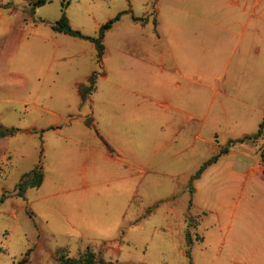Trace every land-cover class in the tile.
I'll return each mask as SVG.
<instances>
[{
  "label": "rangeland",
  "instance_id": "rangeland-1",
  "mask_svg": "<svg viewBox=\"0 0 264 264\" xmlns=\"http://www.w3.org/2000/svg\"><path fill=\"white\" fill-rule=\"evenodd\" d=\"M36 1L0 0V129L16 131L0 137V264L87 250L115 264H264V183L197 178L224 148L239 161L230 143L263 122L264 0ZM63 12L91 38L122 14L102 63L92 42L52 29ZM39 167L41 187L22 194Z\"/></svg>",
  "mask_w": 264,
  "mask_h": 264
},
{
  "label": "trees",
  "instance_id": "trees-1",
  "mask_svg": "<svg viewBox=\"0 0 264 264\" xmlns=\"http://www.w3.org/2000/svg\"><path fill=\"white\" fill-rule=\"evenodd\" d=\"M46 4H47V0H37L36 2L33 3L34 12H36V10L38 8H40ZM121 17H122V14H119L114 20H111L108 23H106L105 25H103L102 27H100L99 36L97 38L87 37V36L83 35L80 31L75 30L72 27V25L70 24V21H69L65 12H63V16L58 22H56L55 24H52V29L57 33H62V34L68 35V36L73 37V38H77V39H81V40H87V41L92 42L97 49L98 60L100 63H102L104 55L106 53V47L104 44L105 37H106L107 33L110 30H112L114 24L121 19ZM134 19L136 21L140 20L138 18H134ZM96 84H97V74L95 73L89 80V86L85 89V92L83 94V98H84V95L91 94L92 92L95 91ZM15 132H16L15 130L0 129V137L4 138L7 136H13L15 134ZM263 135H264V119H263V122L260 124V129H259V132L257 135L245 137L241 140L231 142L230 146H234L237 143L243 144L247 141L256 140ZM229 151H230V148H228V147L224 148L221 150L220 154H218L217 156H215L214 158H212L211 160L206 162L204 164V166L201 168V170L199 171L197 178H200L201 174L209 166L218 162L219 158L222 155L229 153ZM262 161H264V151L262 153ZM41 171H42V169H41V167H39V168L35 169L32 173L25 174L23 176V179H25V178H28V179L23 180L18 186V189L22 194H24L29 188L41 187L43 180H44L43 173ZM191 191L193 192V190H191ZM3 200L1 202H3ZM188 238H189L190 242L192 243L189 235H188ZM190 254H191V252L188 251L187 255L190 256ZM60 258H61L62 264H115L113 262H108V261H105L103 259L97 258L96 255L89 250H87V252L79 258H69L66 256H61ZM27 263H28V258L26 257V258H23L18 264H27Z\"/></svg>",
  "mask_w": 264,
  "mask_h": 264
},
{
  "label": "crops",
  "instance_id": "crops-1",
  "mask_svg": "<svg viewBox=\"0 0 264 264\" xmlns=\"http://www.w3.org/2000/svg\"><path fill=\"white\" fill-rule=\"evenodd\" d=\"M212 22H209L211 25ZM247 30V26H243L242 33L244 34ZM229 66L232 63V61L228 62ZM223 73L222 71L218 70V67L216 69L211 68V75L212 79L218 82L220 80V76ZM178 74H182L181 71L178 72ZM197 81H195L196 84L202 86V88H205L206 90L212 92L213 97L211 98L212 102H214L220 94V88L217 84L211 82V85L209 83L203 84V76L202 73L199 72V76L197 77ZM188 79V78H187ZM198 82V83H197ZM179 85V84H176ZM167 110L172 111V106L167 105ZM177 112L181 113L184 116L187 117H202L201 115L197 114L196 112H188L187 110H184L182 108L176 109ZM264 119V118H263ZM249 137V136H247ZM263 137V136H262ZM252 144L249 142H245L242 145L241 154L243 155L242 158L239 159V161L235 163H229V162H223L222 156L218 162L215 164L209 166L206 171L203 174V177L201 180H204L205 183L212 188H214L215 184L219 183L220 181H224L222 178H228L229 174L235 171H238V173L242 176V179H240L243 186L246 188L249 187L252 183L257 184H263L264 183V161H262V153L264 151V140L262 138H258L256 140L251 141ZM231 153V151L226 154L225 156H228ZM251 156L255 157V162H251L248 160V158H252ZM264 185V184H263ZM264 197V194L263 196ZM237 230H246L245 228H238Z\"/></svg>",
  "mask_w": 264,
  "mask_h": 264
}]
</instances>
